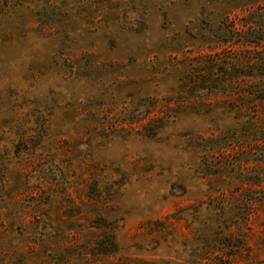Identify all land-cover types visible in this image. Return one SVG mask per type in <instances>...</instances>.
<instances>
[{"label":"rangeland","instance_id":"374dc122","mask_svg":"<svg viewBox=\"0 0 264 264\" xmlns=\"http://www.w3.org/2000/svg\"><path fill=\"white\" fill-rule=\"evenodd\" d=\"M122 2L146 28L87 23L74 0H0V264H264V143L228 109L245 102L248 80L221 78L235 65L264 72V0ZM53 7L68 19L60 33L38 28L37 12ZM198 74L216 95L169 105ZM261 81L249 91L264 95ZM142 98L177 108L153 138H92L68 114L90 101L119 114ZM198 136L239 140L212 153L192 145ZM87 180L117 193L76 200L82 216L71 221L64 205ZM96 216L115 225V255L88 254Z\"/></svg>","mask_w":264,"mask_h":264},{"label":"trees","instance_id":"16d2710c","mask_svg":"<svg viewBox=\"0 0 264 264\" xmlns=\"http://www.w3.org/2000/svg\"><path fill=\"white\" fill-rule=\"evenodd\" d=\"M76 6L74 16L82 18L87 23H94L96 19L105 22L113 20H122L125 23H130L131 28L135 31L146 28V20L143 12H139L138 8L133 3H128L129 7L124 8L122 0H74ZM131 14H134L133 19ZM67 17L59 12L57 7L52 9H44L37 12V24L40 30H47L50 33H60L62 28L66 29L68 25ZM134 23V26H133ZM246 62V67L248 68ZM254 66V65H253ZM264 71V65L261 66ZM221 78L226 79L240 87L242 81H246L250 89L255 88L262 83L264 79V72L261 74H254L239 67L233 68L232 71L228 69L221 70ZM209 77L202 74L191 76L188 80L191 88L188 90V96H179L169 98V105L185 104L188 100L198 99L202 101L203 92H207L205 96H215L217 88L209 86ZM241 88L238 97L242 101L240 104H232L228 109L237 111L238 116L247 119L245 133L251 136L252 142L261 141L264 143V122L257 120V113L259 110L264 112V95H258L257 90L249 91ZM244 90V91H242ZM241 94V95H240ZM240 95V96H239ZM179 101L176 103L174 101ZM174 102V103H173ZM226 108V106H220ZM177 108H171L168 111H161L159 101L154 98L138 99L132 110L125 109L122 113H113V109H108L106 104L102 101H90L82 104L79 107L72 106L68 114L74 117L82 116V123L85 126L86 132L90 137L98 135L99 137L109 138L113 134L121 136H129L131 134H138L148 138H153L165 128L170 118H174L177 114ZM157 113V114H154ZM153 116V118L151 117ZM110 117V118H109ZM252 132H249L251 131ZM254 130V131H253ZM97 131H100L99 133ZM256 132V133H255ZM249 138V137H248ZM233 139V140H231ZM235 137L230 139L225 136H215L214 138H206L205 136H198L193 142V146L202 150H209L212 153L220 152L223 149H234L237 146ZM232 141V142H231ZM233 146V147H232ZM216 173V172H214ZM224 173V172H223ZM214 174L217 177H224L225 174ZM259 181V177H255ZM85 183V184H84ZM80 188V193L75 198H70L68 205H64V213L68 219L80 220L82 213V205H79L76 200L82 203H92L98 205L100 203L109 202L117 193L113 185L100 187L96 182L87 180ZM256 184V182H253ZM120 185V184H119ZM119 188V187H118ZM86 200V201H85ZM81 204V203H80ZM90 233L96 235L94 242L91 243V250L88 254L93 259L109 257L115 255L119 251V245L116 240L115 225L110 220L103 217H93L88 222Z\"/></svg>","mask_w":264,"mask_h":264}]
</instances>
